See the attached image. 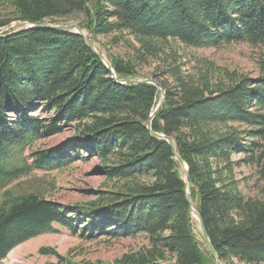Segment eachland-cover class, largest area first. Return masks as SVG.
Returning <instances> with one entry per match:
<instances>
[{
    "label": "trees",
    "instance_id": "1",
    "mask_svg": "<svg viewBox=\"0 0 264 264\" xmlns=\"http://www.w3.org/2000/svg\"><path fill=\"white\" fill-rule=\"evenodd\" d=\"M12 23H70L92 45L109 35L133 38L130 56L106 53L124 81L163 58L171 43L264 48V0H0V262L55 225L86 239L145 236L147 248L113 264H215L189 212L179 164L168 143L146 130L162 92L116 83L76 34L4 32ZM158 68L152 77L165 99L151 132L171 138L186 165L191 202L216 256L222 264H264V185L250 197L239 177L242 166H260L264 182V74L249 79L206 61L188 74L168 62ZM64 129L73 134L32 153L30 168L61 169L95 157L113 189L61 205L7 188L26 168L23 151ZM37 254L56 259L49 264H80L49 247Z\"/></svg>",
    "mask_w": 264,
    "mask_h": 264
},
{
    "label": "rangeland",
    "instance_id": "2",
    "mask_svg": "<svg viewBox=\"0 0 264 264\" xmlns=\"http://www.w3.org/2000/svg\"><path fill=\"white\" fill-rule=\"evenodd\" d=\"M66 25L72 24L67 23ZM26 26L12 23L4 31L17 30ZM97 41L93 46L105 58L107 52L122 57L130 56L137 47L133 38L127 36L112 37L109 35L100 37ZM110 41L111 43H108ZM162 57L158 61H151L149 65H142L138 70V78L146 77L155 80L152 75H158L155 74L154 67L158 65L159 68L156 72H161L162 69H165L167 62L169 65L175 64L181 74L191 73L193 68L200 67L204 61L212 62L228 73L234 72L249 79H255L264 74V48L245 43L206 49H186L176 43H171V49L166 51ZM162 79L165 78L162 76ZM72 134V130L64 129L51 138L32 142L22 153L26 165L24 172L7 188L13 189L17 193H38L45 199L61 205L85 203L94 200L97 192L111 191L112 184L107 183L105 178L96 171L99 169L100 163L95 157L77 161L61 169L38 170L30 168L32 153L63 145ZM239 158L236 156L234 160ZM239 177L243 179L242 192L250 197H253L257 189L264 185L260 166H242L239 169ZM196 227L198 226L196 225ZM54 229L55 232L40 235L21 244L12 250L0 264L54 263L55 258L37 254L40 247L52 248L58 255L66 256L80 264H113L123 255L147 248L146 238L143 235L116 240L103 236L86 239L55 225ZM233 264L239 263L233 261Z\"/></svg>",
    "mask_w": 264,
    "mask_h": 264
},
{
    "label": "water",
    "instance_id": "3",
    "mask_svg": "<svg viewBox=\"0 0 264 264\" xmlns=\"http://www.w3.org/2000/svg\"><path fill=\"white\" fill-rule=\"evenodd\" d=\"M28 29H33V30H53V31H62V32H71L73 34L78 35L79 37L82 38L83 42L86 44V46L91 49L96 57L101 60L104 65L108 68V70L110 71L111 76L113 77L114 81L118 84H123V85H138V84H147V85H152L154 86L157 90L162 92V99L159 102V104L157 105L156 109L150 114L148 121L146 122V130L150 133L151 136L156 137V138H160L165 140L171 151H172V155L173 158L175 159V161L179 164L182 173H183V178H184V182L186 183V203L189 207V212L192 216L193 219H195V221L197 222L198 225V229H199V233L201 236L202 241L207 245L208 250L210 251V253L212 254V256L214 257V261L215 264H222L221 261L219 260V258L216 256L210 242L208 239V236L206 234V231L204 229L202 220L200 215L194 210L192 202H191V197H190V191L192 188L190 179H189V174H188V170L186 165L180 160V158L176 155L175 153V147H174V143L172 141L171 138H166L162 135H158L156 133L151 132V122L154 118V115L156 114V111L160 108V106L162 105V103L164 102V92L162 90V88L160 87V85L158 84V82L156 80L150 79V78H144V77H139L136 79H127L124 81H120L118 79L115 78L114 72L112 71L109 62L106 60V58L101 55L100 53H98L96 51V49L94 48V46L90 43V41L87 39L86 35L84 34V32L77 26V25H46V24H34V25H27L24 30H28ZM5 32V31H4Z\"/></svg>",
    "mask_w": 264,
    "mask_h": 264
},
{
    "label": "bare ground",
    "instance_id": "4",
    "mask_svg": "<svg viewBox=\"0 0 264 264\" xmlns=\"http://www.w3.org/2000/svg\"><path fill=\"white\" fill-rule=\"evenodd\" d=\"M27 144V143H26ZM13 147V146H12ZM3 197V196H2ZM67 207V206H66ZM12 258V257H11ZM98 262V261H97ZM84 264V263H83Z\"/></svg>",
    "mask_w": 264,
    "mask_h": 264
}]
</instances>
